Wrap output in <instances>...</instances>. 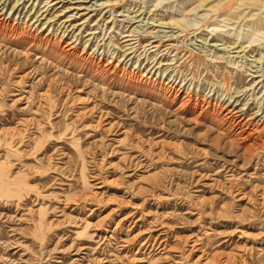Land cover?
Wrapping results in <instances>:
<instances>
[{"label": "rangeland", "instance_id": "374dc122", "mask_svg": "<svg viewBox=\"0 0 264 264\" xmlns=\"http://www.w3.org/2000/svg\"><path fill=\"white\" fill-rule=\"evenodd\" d=\"M201 252L264 264V0H0V264Z\"/></svg>", "mask_w": 264, "mask_h": 264}, {"label": "bare ground", "instance_id": "6f19581e", "mask_svg": "<svg viewBox=\"0 0 264 264\" xmlns=\"http://www.w3.org/2000/svg\"><path fill=\"white\" fill-rule=\"evenodd\" d=\"M216 57L219 58V59H225V57L222 56V55H217ZM227 62L234 63V62H232L229 59L227 60ZM211 262H213V261H211V259L208 258V257H204V254L201 252L200 255H198L197 258L195 259L194 263L195 264H197V263H199V264H211Z\"/></svg>", "mask_w": 264, "mask_h": 264}]
</instances>
